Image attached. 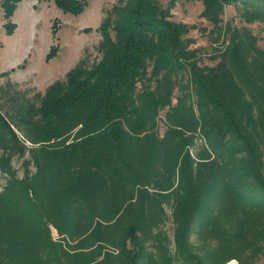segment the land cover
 <instances>
[{"label": "trees", "instance_id": "1", "mask_svg": "<svg viewBox=\"0 0 264 264\" xmlns=\"http://www.w3.org/2000/svg\"><path fill=\"white\" fill-rule=\"evenodd\" d=\"M23 1L1 2L8 34ZM52 1L74 17L89 7ZM179 1L164 8L160 0H117L98 28L97 63L80 61L36 110L9 109V119L0 109L2 171L26 150L14 128L39 145L25 178L0 196V220L17 221L4 239L13 256L0 243V264H256L264 254V50L250 30L223 26L227 7L264 24V0H189L203 4L212 38L227 39L214 48V66L192 48L190 27L172 20ZM57 53L52 47L47 60ZM50 225L76 244L53 242ZM29 239L38 247L24 248Z\"/></svg>", "mask_w": 264, "mask_h": 264}, {"label": "rangeland", "instance_id": "2", "mask_svg": "<svg viewBox=\"0 0 264 264\" xmlns=\"http://www.w3.org/2000/svg\"><path fill=\"white\" fill-rule=\"evenodd\" d=\"M88 1L87 10L79 17H74L64 14L52 0H24L19 4L12 18V22L16 24L15 30L12 34H8L4 27L6 20L4 10L1 7L2 0H0V109L9 119H11L10 110L14 115L19 109L31 108L36 110L40 108L41 96L45 94L49 86L55 82L64 81L66 75L80 61L86 60V68H90L100 60L101 54L98 48L102 36L98 28L106 17V11H110L117 0ZM160 2L166 8L169 0H160ZM203 10L204 6L201 2L180 0L172 11V20L190 27V33L186 38L195 40L192 48L199 50L203 64L214 66L216 62L210 59L211 55L214 54V48L227 46L224 42L227 39L216 34V41L212 38L213 26L202 18ZM55 22L58 28L56 35L53 34ZM227 24L240 31L244 28L250 30L258 38V46L264 50L263 23L248 24L243 20L240 10L235 7H227L223 16V26ZM87 29L90 31H85ZM54 46L58 47V53L47 60V56ZM25 60V67L18 68ZM12 69L15 70L12 71ZM3 73L7 74L2 75ZM3 91L5 94L2 96ZM242 111L247 112L248 110L242 108ZM258 121L253 120L252 126L257 127ZM14 130L26 150L22 157L11 154L9 171L0 169V196L7 192L9 182L12 179L22 181L25 178L24 163L31 160L29 151L39 146L31 143L34 138L32 133H29L30 139L17 128ZM159 130L160 135L163 136L165 127L159 125ZM204 143L203 139L198 141L199 145ZM3 154L4 151L0 150V159ZM29 170L30 175L37 173L35 165L31 164ZM3 205L2 202V209ZM12 206L17 207V201L6 205L5 209H13ZM166 210L169 218L163 229L166 232L170 249L174 251L175 233L171 216L172 209L166 207ZM0 226H3L2 231L5 232V235L0 239L1 250L7 257L13 256L11 248L15 245L5 243L4 239L14 234L13 227L17 230V221L12 215L11 217L7 215L0 220ZM49 228L53 242L64 243V245L67 243V246L76 244L69 241L65 236L60 237L52 225ZM190 241L198 248L199 242L194 233L191 234ZM31 247L37 248L38 243L29 239L24 248ZM149 250H152V247H149ZM194 250L202 256L203 253L199 249L194 248ZM233 261L238 264L237 260ZM256 264H264V254L260 256Z\"/></svg>", "mask_w": 264, "mask_h": 264}, {"label": "bare ground", "instance_id": "3", "mask_svg": "<svg viewBox=\"0 0 264 264\" xmlns=\"http://www.w3.org/2000/svg\"><path fill=\"white\" fill-rule=\"evenodd\" d=\"M229 264H236V262H235V261H233V262H231V263H229Z\"/></svg>", "mask_w": 264, "mask_h": 264}]
</instances>
